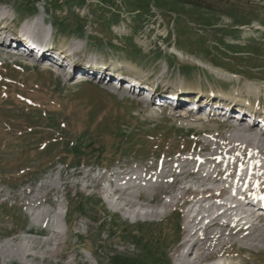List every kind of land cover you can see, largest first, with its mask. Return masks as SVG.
<instances>
[{"label":"rangeland","instance_id":"374dc122","mask_svg":"<svg viewBox=\"0 0 264 264\" xmlns=\"http://www.w3.org/2000/svg\"><path fill=\"white\" fill-rule=\"evenodd\" d=\"M207 1L215 12L176 0H0L8 47L44 36L57 59L78 53L55 73L0 47V264H183L187 228H196L188 212L199 208L168 203L184 187L197 190L219 172L220 187L262 192L264 147H231L230 136L264 131L189 112L187 101L264 110V0ZM169 95L178 104L159 105ZM127 180L130 189L112 196ZM149 210L159 216L136 219ZM252 223L250 238L200 242L192 259L205 252L199 264H264V244L252 242L264 220ZM25 244L29 258L6 253Z\"/></svg>","mask_w":264,"mask_h":264},{"label":"bare ground","instance_id":"6f19581e","mask_svg":"<svg viewBox=\"0 0 264 264\" xmlns=\"http://www.w3.org/2000/svg\"><path fill=\"white\" fill-rule=\"evenodd\" d=\"M3 19L4 18H0V22H2ZM24 26L27 27V24H24ZM25 30L29 31L30 28L27 27V28H25ZM43 37L41 38V40H39V42L43 45L42 49H41V44H39V46H37L35 49H36V51H39V52H40V50H42L43 51V57L52 56L51 50L48 47V45H50L49 41L45 40V37L44 38ZM14 39H17V38H14ZM18 41L19 42L14 44V46H16L17 44L23 43V40L18 39ZM7 43H8V40H7ZM175 51L177 52L180 59H185V60L191 59L200 65L209 67L216 74H218L220 76H225V74L220 69H218L214 66H208L205 63H202L198 60H194L193 58L186 56L182 51H180L178 49H175ZM30 52H31V50H30ZM77 54H78L77 51L74 54H72V51H70V53L68 51L67 52L63 51L62 63H64L66 60L71 59V60H73V62L70 61V63L76 64L74 62L73 58H75L77 56ZM71 56L73 58H71ZM94 64H96V63H94ZM47 66H49V65H47ZM76 66H77V68H82V67L91 68L92 67L88 64H86V66H81V65L79 66V64H77ZM92 72H95L93 68L91 69V73ZM92 74H94V73H92ZM226 76H229V75H226ZM105 78H107V77H105ZM81 79H82V77H81ZM212 103H210V104H212ZM213 104L215 106H217L218 103H213ZM213 112H214L215 116L218 117V114H217L216 110H214V108H213ZM226 115L228 116L229 121L233 120L231 114L229 115V113H227ZM240 123H239L240 125L238 124L239 125L238 128L241 129V127L244 125V121H242ZM254 126H256V125L254 124ZM254 126H252V127H254ZM245 129H249V128H245ZM240 131H242V130H240ZM240 131H238V132H240ZM246 133H249V132L246 131V132H243V134H234V135L230 136L231 147H236L238 145L245 146V147L253 146L255 148V150L260 148V147H262V148L264 147L263 136H255V138H254V136H250ZM233 156H235V155H233ZM213 163L214 162L207 161V165L212 166ZM256 166L257 167H254V170L261 167L258 165H256ZM222 175L224 176V174H222ZM205 176H207V177L205 178ZM223 176H220L219 172H217V173L215 172L212 176L211 175H204V176H202L204 178H202V181L200 182L201 185H200V183H197V185H200L199 189L195 190V189H188V188L184 187L185 188L184 193L182 195L174 198L176 203H171V204L168 203V205H175L176 204V205H179V207L180 206H182V207L193 206V208H195V207L199 208L198 211L194 214H193L192 210H189V212H188L189 213L188 220L190 221L191 224H194L193 226H196V228H192V227L187 228V236H186L187 238L184 242L183 247L191 245V248L189 249L188 252H186L187 254L184 255L183 264H199L200 263L201 259L203 258V255L205 254L204 251H203L204 253H202V254L200 253L199 256L192 259L194 256V253H195V247L200 242L202 243L203 241H206V240H219V241L220 240H227V239L229 240V239L233 238L234 236H238L239 234H242V233H243V235L241 238L243 240H245L247 238H250L252 236V234L254 233V229L252 230L250 223L253 220L257 221L259 219V216L257 217L256 213L263 211L262 210L263 209V207H262L263 203L260 199H254V201H255L254 203L258 206L257 209L254 208V206H252V202L249 201V200H251L250 195H254V194L258 193V196H264V187H263L262 192L259 191V189H261V187L256 188V189L255 188L252 189V187H250V188L248 187V188H246L245 191H241L238 189L236 192L235 191L233 192V190H235V189H234V187L232 188L231 186H234V185H231V186L226 185V186L220 187V183H221L220 177L223 178ZM222 180L224 181L226 179L223 178ZM127 181H129V180H127ZM132 183L133 182H131V180H130L129 182H126L125 184H123L124 185L123 187L121 184L120 187H122V189L120 187H119L120 189H117L118 187L114 188V191L111 193V195L112 196H118L119 193H122V194L125 193L126 192L125 190L130 189V184H132ZM116 185H120V184L117 182ZM110 190L111 189H109L108 191H110ZM255 190H257V191L254 192ZM40 197L41 196H39V198ZM243 199H244V201H243ZM118 200H119V197H118ZM208 203H210V204L207 206V208L203 209L202 206L205 204H208ZM141 216L152 218L154 216H159V213L156 210H149L145 213L139 212L136 215V219L140 218ZM210 229L213 230L211 233L209 232L210 236H208V234H207V236H208L207 238L205 235V237L202 238L201 240H199L200 238L197 239V235L199 232L206 233ZM252 242L254 243L255 246H258V244H261V243L264 244V236L256 237L255 239H252ZM203 243H205V242H203ZM225 246H226V243L223 244V247H225ZM208 247H206V248H208ZM31 251H32L31 247L25 244L24 246H20L17 249H13V248L9 247L6 251V253L11 255V256H17L19 258H20V256L24 257V258H29L30 256H32V253H30ZM228 263L232 264L231 262H229V260H228Z\"/></svg>","mask_w":264,"mask_h":264},{"label":"trees","instance_id":"16d2710c","mask_svg":"<svg viewBox=\"0 0 264 264\" xmlns=\"http://www.w3.org/2000/svg\"><path fill=\"white\" fill-rule=\"evenodd\" d=\"M41 1V0H34ZM179 5L182 7L192 8L197 11H205L208 13L215 12L217 8L211 1L207 0H176ZM111 264H136L135 262H128L125 260H119L118 257L113 258Z\"/></svg>","mask_w":264,"mask_h":264}]
</instances>
